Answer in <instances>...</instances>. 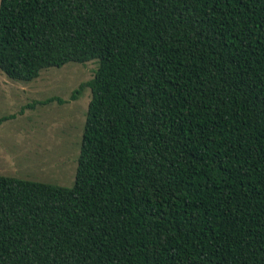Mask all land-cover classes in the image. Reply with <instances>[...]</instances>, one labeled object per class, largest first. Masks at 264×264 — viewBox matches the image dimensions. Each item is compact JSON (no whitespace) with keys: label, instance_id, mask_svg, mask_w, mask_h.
<instances>
[{"label":"trees","instance_id":"trees-1","mask_svg":"<svg viewBox=\"0 0 264 264\" xmlns=\"http://www.w3.org/2000/svg\"><path fill=\"white\" fill-rule=\"evenodd\" d=\"M90 62L74 184L0 174V264H264V0H1L9 79Z\"/></svg>","mask_w":264,"mask_h":264},{"label":"rangeland","instance_id":"rangeland-1","mask_svg":"<svg viewBox=\"0 0 264 264\" xmlns=\"http://www.w3.org/2000/svg\"><path fill=\"white\" fill-rule=\"evenodd\" d=\"M97 68V62L70 63L29 83L13 81L0 70V117L8 118L0 122L1 175L74 184L92 99L87 83Z\"/></svg>","mask_w":264,"mask_h":264}]
</instances>
